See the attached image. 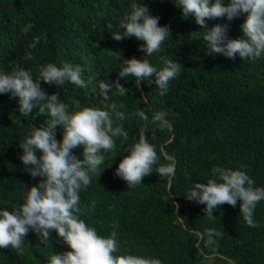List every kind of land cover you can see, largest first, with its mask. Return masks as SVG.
Wrapping results in <instances>:
<instances>
[{
    "label": "trees",
    "instance_id": "trees-1",
    "mask_svg": "<svg viewBox=\"0 0 264 264\" xmlns=\"http://www.w3.org/2000/svg\"><path fill=\"white\" fill-rule=\"evenodd\" d=\"M134 0H0V72L18 67L39 76V66L64 62L79 64L84 69L86 88L72 83L41 87L49 94L58 92L70 112L85 106L103 107L101 80L115 81L123 59H149L162 67L161 57L181 63L180 75L170 82L169 91L161 96L153 82L137 88L134 77L120 79L125 94L113 91L109 103L125 107L124 126L128 140L116 138V149L105 155L101 176H93L87 189L81 190L82 219L108 236L113 223H118L117 238L121 252L159 258L163 264H264V200L258 203L254 218L258 227L246 224L236 207L224 204L213 210L216 219H209L205 205L190 201L186 193L195 182H207L213 166L245 171L255 185L264 187V55L255 61L228 59L220 54L208 55L202 40L201 26L195 16L185 18L174 0H143L160 25H169L171 34L159 53L148 57L140 49L142 41L135 37L117 41L113 34ZM246 15L229 23V37L242 35L240 25ZM112 22L113 29L105 26ZM40 38L35 49L29 44ZM31 52L34 59L26 60ZM18 98L0 94V208L20 204L24 187L38 184L25 170L20 143L29 127L42 126L48 119L40 113L43 104L23 117ZM143 110L151 120L156 112H166L168 126L149 125L147 138L160 155V164L175 160L174 176L153 172L143 183L129 187L115 175L126 151L139 140L143 124L133 114ZM63 128L56 137L62 140ZM83 159V147L73 150ZM42 153L38 150L37 155ZM95 201V210L89 211ZM178 204L177 209L175 205ZM223 233L217 237L218 247L205 245L206 230ZM71 251L70 246L51 231L45 245L34 231L24 241V253L0 248V264H47L54 253Z\"/></svg>",
    "mask_w": 264,
    "mask_h": 264
},
{
    "label": "clouds",
    "instance_id": "clouds-1",
    "mask_svg": "<svg viewBox=\"0 0 264 264\" xmlns=\"http://www.w3.org/2000/svg\"><path fill=\"white\" fill-rule=\"evenodd\" d=\"M182 9L185 18L195 16L196 23L201 26L202 40L207 49L206 54H220L235 60L239 56L242 61H255L264 55V0H174ZM246 15L240 25L242 35L229 37V23H215L209 26V20L231 22ZM160 17L153 15L148 4L143 0H134L123 19L116 26L121 32L113 34V38L121 41L135 37L142 41L140 49L148 57L159 53L162 45L171 34L169 25H160ZM112 30V22L105 26ZM40 38L35 37L29 48L35 49ZM26 60L34 59L31 52ZM162 67L152 64L149 59L132 57L123 59L122 68L115 81L101 80L99 88L104 96L105 104L101 107L85 106L79 110L68 111V106L60 100L58 92L49 95L42 87L41 81L57 87L66 82L77 87L86 88L84 69L79 64L64 62L61 66L47 63L39 66V76L33 78L31 71L18 67L10 72H0V94L10 93L18 98V110L26 119L32 116L33 110L43 104L40 113L48 119L40 126L29 127L30 131L20 147L23 149L21 160L25 170L33 178L40 177L38 184L24 187V199L20 204H9L8 208H0V248H11L18 254L24 253V241L29 231L49 244L50 234L55 230L71 248V251L54 253L48 257L47 264H163L159 258L121 252L117 238L118 223H113L110 235L100 234L82 215L80 191L87 189L93 176H101V165L104 164L103 153L116 149V138L126 142L129 133L124 126L127 119L121 111L125 105L114 101L109 103V94L114 90L125 94V88L119 81L134 77L136 86L147 81L153 82L159 94L168 93L170 82L176 79L181 71V63L161 57ZM143 124L139 129V140L126 151L116 169L115 175L122 178L129 187L143 183L145 176L154 171L159 176L175 175V160L160 164V155L155 145L149 142L147 133L149 125L160 128L168 126L167 113H154L149 120L143 110L133 114ZM58 126H62V140H57ZM83 147V159L77 158L73 150ZM38 150L42 153L37 155ZM246 165L237 169L213 166L212 175L207 182H195L185 194L187 199L205 205V215L215 220L213 210L224 204L237 206L240 201V214L246 224L258 227L254 218L259 202L264 200V187L255 185L248 175ZM95 201L89 211L95 210ZM175 207L178 209L179 205ZM223 233L216 229L206 230L205 245L218 247L217 237Z\"/></svg>",
    "mask_w": 264,
    "mask_h": 264
},
{
    "label": "rangeland",
    "instance_id": "rangeland-1",
    "mask_svg": "<svg viewBox=\"0 0 264 264\" xmlns=\"http://www.w3.org/2000/svg\"><path fill=\"white\" fill-rule=\"evenodd\" d=\"M68 111L70 112V108L68 107Z\"/></svg>",
    "mask_w": 264,
    "mask_h": 264
}]
</instances>
